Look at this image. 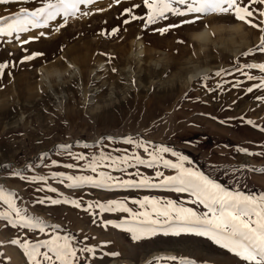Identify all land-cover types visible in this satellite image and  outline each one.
I'll list each match as a JSON object with an SVG mask.
<instances>
[{
	"label": "rangeland",
	"instance_id": "rangeland-1",
	"mask_svg": "<svg viewBox=\"0 0 264 264\" xmlns=\"http://www.w3.org/2000/svg\"><path fill=\"white\" fill-rule=\"evenodd\" d=\"M44 2L10 0L0 5V16L12 17L20 8L32 11ZM133 4L142 0L119 4L94 0L69 15L63 27L64 18L57 17L45 27L19 34L20 40L15 33L0 36V63L8 65L0 75V188L13 195L21 214L39 218L45 228L40 232L13 226L0 215V264H29L24 250L11 240L34 243L57 235L69 237L78 250L79 264H180L156 259L161 256L183 257L195 264H246L195 233L157 232L134 239L126 229L139 226L143 217L102 212L96 206L123 200L133 213L150 212V205L134 202L147 196L207 212L190 192H177L171 186H70L68 176L100 179V173L118 180L139 181L143 176L157 182L162 177H156V171L173 175L176 170L163 163L151 168L135 165L134 159L116 167L113 161L136 156L147 160L153 153L178 162L171 151L158 152L164 146L186 156L185 167L203 172L230 191L264 194V99H258L264 97V87H254L262 83L264 72L245 67L264 63V53L257 51L264 32L234 15L212 12L168 14L166 20L146 25L144 20L131 19L145 16L143 6L133 8L131 14L124 12ZM252 7L254 22L264 21L259 16L264 6ZM125 19L130 23H123ZM169 24L180 26L163 34L157 31ZM113 28L118 29L114 34ZM206 29V39L197 36ZM40 32L45 35L20 42ZM33 53L42 55L24 59ZM80 156L83 159H77ZM11 211L0 202V213ZM109 220L114 223L105 224ZM84 247L94 252H80Z\"/></svg>",
	"mask_w": 264,
	"mask_h": 264
},
{
	"label": "snow or ice",
	"instance_id": "snow-or-ice-1",
	"mask_svg": "<svg viewBox=\"0 0 264 264\" xmlns=\"http://www.w3.org/2000/svg\"><path fill=\"white\" fill-rule=\"evenodd\" d=\"M10 0H0V5L8 4ZM121 0H116L119 4ZM94 0H46L41 7L29 11L27 8H20L12 17L0 16V36H13L20 40L21 33H26L30 29H38L48 25L49 21H55L57 17L64 18L63 27L67 24V17L75 15L80 10V6L84 4H92ZM253 5L264 6V0H142V4H133L131 7L125 8L124 12L131 14L133 8H146L145 16L132 15V20H144L146 25L155 24L158 20H166L168 14L173 16H186L192 14H206L209 12L219 14H231L234 17L253 28H261V24L254 22L253 17L256 14V9ZM103 11V9H100ZM87 14V13H85ZM260 17H264V10L259 12ZM199 19V15L196 16ZM190 20H183L182 23H192ZM123 23L128 24L130 21L125 19ZM178 24H169L164 28H159L161 34L167 32L169 28L179 27ZM117 28L112 29V33H116ZM43 32L39 33L38 37H29L27 40H21L22 44H27L30 40L38 39L44 36ZM252 50L250 49L249 52ZM257 51L264 53V35L260 37V44ZM245 52L244 55H249ZM42 55L41 53H33L25 56V60L33 59L34 56ZM8 67L6 63H0V75L3 74V69ZM249 69H259L264 72V63H251L245 65ZM220 73L218 72L217 75ZM248 79L254 77L248 75ZM254 87H264V78L262 83L254 85ZM252 87L247 88V92L251 93ZM264 99V97H258ZM249 124L253 123L248 121ZM128 143H134L131 138H128ZM140 147H144L143 144ZM147 151V149H145ZM247 152V149H240ZM172 152L173 156H178L179 161L164 159L158 154L149 153L150 159H142L139 156L133 158H117L113 161V165L120 167L123 164H130L134 159L135 165H147L149 168L158 163H163L164 167L175 169V174L164 175L160 171H156V177H162L157 182L149 177H141L139 181L118 180L115 177L100 173V179L92 176H68L67 179L72 181L70 186H79L81 184H93L96 187L109 188H159L171 186L177 192H190L195 197V202L203 205L207 212L203 214L197 212L193 208L177 205L174 201L161 202L154 198L143 197L142 200L134 201L142 207L150 205L151 211L143 213H133L123 200H110L106 203H97V207L102 212H129L133 217H143L139 221V226H131L126 230L132 232L134 239L142 237L154 236L157 232H164L165 235L171 233L180 235L182 232L195 233L200 236H207L215 243L233 252L237 257L246 264H264V194L260 196L248 195L239 191H230L210 179L199 170L185 167L184 160L186 156L172 151L170 148L161 146L158 149L159 153ZM77 159H83L82 156ZM56 163V161H53ZM110 165V166H113ZM131 165V166H135ZM74 165H67L71 168ZM91 167V165H89ZM92 171H96V167H92ZM18 175V174H17ZM56 176H63V173H54ZM36 179V177H33ZM43 180L44 177H39ZM63 182V181H61ZM56 191V189H51ZM0 202H4L12 210L11 212L0 213L8 223L13 226L19 225L25 229H38L44 232V222L39 218L27 217L21 214V210L14 203V198L11 193H5L3 188H0ZM43 203L44 201H39ZM52 204L61 203L60 200H51ZM67 203L68 201H64ZM76 207H80L79 202L71 201ZM91 207V205H89ZM16 214V218L12 219V213ZM113 221H105V224H113ZM116 227H122L121 224H115ZM58 227V226H57ZM12 244H19L28 257L29 264H79L76 247L70 242L69 237L52 236L49 239L37 240L34 243L27 239L21 242L19 239L11 240ZM42 249H45L42 251ZM82 253H93L94 249L84 247L79 250ZM113 255H116L113 253ZM157 260H179L180 264H195V261L187 258H177L175 256L157 257Z\"/></svg>",
	"mask_w": 264,
	"mask_h": 264
},
{
	"label": "bare ground",
	"instance_id": "bare-ground-1",
	"mask_svg": "<svg viewBox=\"0 0 264 264\" xmlns=\"http://www.w3.org/2000/svg\"><path fill=\"white\" fill-rule=\"evenodd\" d=\"M206 30H208V29H206ZM208 32H209V30L208 31H203V32H200L197 36L198 37H201V38H203V39H206L208 36ZM140 44V51L138 52V53H140L141 54V52L143 51L142 49H143V47H144V45H143V43L142 42H140L139 43ZM200 72V71H199ZM52 73V72H51Z\"/></svg>",
	"mask_w": 264,
	"mask_h": 264
}]
</instances>
